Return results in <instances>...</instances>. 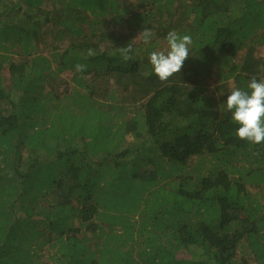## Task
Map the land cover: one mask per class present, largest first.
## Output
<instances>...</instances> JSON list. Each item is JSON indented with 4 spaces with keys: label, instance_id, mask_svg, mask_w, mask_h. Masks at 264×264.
I'll use <instances>...</instances> for the list:
<instances>
[{
    "label": "trees",
    "instance_id": "trees-1",
    "mask_svg": "<svg viewBox=\"0 0 264 264\" xmlns=\"http://www.w3.org/2000/svg\"><path fill=\"white\" fill-rule=\"evenodd\" d=\"M253 77L264 0H0V264H264V143L225 104Z\"/></svg>",
    "mask_w": 264,
    "mask_h": 264
},
{
    "label": "clouds",
    "instance_id": "clouds-1",
    "mask_svg": "<svg viewBox=\"0 0 264 264\" xmlns=\"http://www.w3.org/2000/svg\"><path fill=\"white\" fill-rule=\"evenodd\" d=\"M153 33L144 29L136 39L142 38L145 45L151 42ZM135 39V40H136ZM167 49L153 51L149 55V62L155 76L161 81H168L174 74L180 73L188 59L192 37L189 34H178L175 30L166 36ZM125 61L132 59L133 47L131 44L118 48ZM88 56H94L95 50L88 49ZM75 70L83 73L87 65L76 64ZM248 90L233 88L227 96L226 108L232 114V120L239 125L235 135L242 141L254 145L264 143V80L253 77L247 85Z\"/></svg>",
    "mask_w": 264,
    "mask_h": 264
},
{
    "label": "rangeland",
    "instance_id": "rangeland-1",
    "mask_svg": "<svg viewBox=\"0 0 264 264\" xmlns=\"http://www.w3.org/2000/svg\"><path fill=\"white\" fill-rule=\"evenodd\" d=\"M243 54V53H242ZM241 54V55H242ZM9 65V64H8ZM58 92L60 93V90H58ZM122 120V119H121ZM133 135V134H132ZM132 135H130L129 137H127V142H125L124 143V146H122V148H121V150H124L125 148H128V145L127 144H134V143H137V142H140V143H138V144H141V143H145V146L146 147H150L151 145H152V143H151V141L149 140V138L148 137H146V138H143V139H141V140H136V138H134ZM76 137L78 138V139H82V138H80V137H78V136H75V138L74 139H76ZM78 141V140H77ZM159 149V146H157V148L156 147H153L152 148V150H150V148H149V151H147V152H142V153H140V152H137V151H134V153L130 156V157H127V158H131V159H128V160H134V158H136V157H138V156H142V157H144L145 159H149V158H154L155 157V159H156V161L158 162V163H160V153H159V151H160V149ZM133 164H131V166H132ZM150 167V164L149 165H144V166H139V165H137V167L136 166H132L131 167V169L132 170H138V171H144V170H147L148 168ZM152 167V166H151ZM45 251V250H44ZM48 251L46 250V252H44V259L46 260L47 258V255H48Z\"/></svg>",
    "mask_w": 264,
    "mask_h": 264
}]
</instances>
